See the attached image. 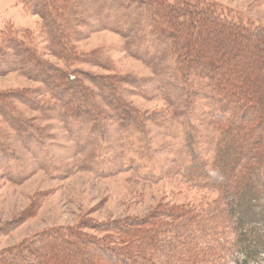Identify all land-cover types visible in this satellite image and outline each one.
<instances>
[{
	"label": "rangeland",
	"instance_id": "rangeland-1",
	"mask_svg": "<svg viewBox=\"0 0 264 264\" xmlns=\"http://www.w3.org/2000/svg\"><path fill=\"white\" fill-rule=\"evenodd\" d=\"M109 1L71 0L73 13H68L81 25L70 40L77 57L68 61L52 43L49 26L34 13V1L0 0V252L39 235L53 239L66 229L102 238L106 233L84 224L130 229L160 206L218 220L220 193L184 175L190 166L189 143L201 161L211 164L218 133L201 123L191 136L183 133L179 107L160 87L173 81L172 44L152 35L142 12L111 9ZM200 1L264 39V0ZM14 39L34 51L37 65L16 53ZM49 66L48 76L60 85H46L36 74ZM65 74L87 91L88 111L76 103L80 95L67 100L63 90L75 89V82ZM100 77L120 79L119 89L106 88L97 82ZM195 100L209 114L206 100ZM118 103L133 119L116 122ZM74 112L87 113L96 132L91 133V124L74 125L69 117ZM241 124L243 132L250 128L252 113ZM257 179H264V169ZM259 189L264 191V182ZM218 225L231 235L227 223L219 220Z\"/></svg>",
	"mask_w": 264,
	"mask_h": 264
},
{
	"label": "trees",
	"instance_id": "trees-1",
	"mask_svg": "<svg viewBox=\"0 0 264 264\" xmlns=\"http://www.w3.org/2000/svg\"><path fill=\"white\" fill-rule=\"evenodd\" d=\"M32 1L34 13L52 31L51 41L60 49V56L68 61L77 57L70 40L73 29L81 24L70 15L71 0ZM108 6L142 12L152 35L172 44L170 51L176 62L173 81L160 87L169 102L179 107L176 114L182 120L183 133L191 136L198 123L218 133L213 162L201 161L196 147L189 143L186 153L190 166L184 171L198 187L220 193L218 220L214 215L160 206L152 217L130 229L122 224H84L106 233L102 238L78 229L59 231L53 239L48 234L36 236L0 252V264H264V191L259 189L264 179H257L264 169V39L200 0H110ZM11 42L18 55L37 65L34 51L17 45L15 39ZM243 51L246 56H240ZM51 68L36 74L46 85H60L54 76H48ZM97 82L118 90L120 79L100 77ZM195 82H199L198 88H194ZM74 84L75 89L67 86L63 90L69 95L67 100L80 95L76 103L88 111L92 104L86 98L87 91ZM131 84L142 87L136 80ZM141 92L146 93L143 88ZM195 96L206 100L209 114L200 111ZM117 107L116 122L133 119L120 104ZM251 113V127L243 132L241 123ZM69 117L79 128L87 123L91 124L90 132H96L97 125L87 113L74 112ZM229 146L233 147L231 153ZM245 158L249 160L246 164ZM219 220L227 223L231 235L224 234Z\"/></svg>",
	"mask_w": 264,
	"mask_h": 264
}]
</instances>
